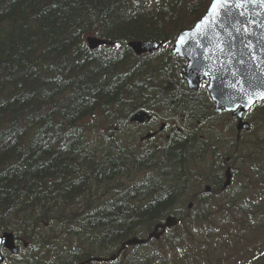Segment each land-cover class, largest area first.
Segmentation results:
<instances>
[{
	"label": "trees",
	"instance_id": "16d2710c",
	"mask_svg": "<svg viewBox=\"0 0 264 264\" xmlns=\"http://www.w3.org/2000/svg\"><path fill=\"white\" fill-rule=\"evenodd\" d=\"M211 1L0 0V234L11 231L20 246L24 239L21 253L30 251L4 255V264H78L113 255L124 239L175 212L179 192L200 182L189 171L176 173V159L185 160L184 148L197 141L194 132H176L159 154L131 152L111 134L141 110H165L183 125L207 120V94L187 89L185 61L171 46ZM90 35L115 45L90 50L84 41ZM130 41L165 48L136 57ZM87 120H103L111 132L102 135L100 158L89 151ZM251 135L241 146L243 160L264 187L258 146L264 140L256 137L251 147ZM192 165L199 173L200 159ZM131 172L146 173L127 185L123 179ZM45 228L48 236L39 241L37 232ZM59 233L62 246L50 240ZM147 261L153 258L142 264ZM247 264H264V255Z\"/></svg>",
	"mask_w": 264,
	"mask_h": 264
},
{
	"label": "rangeland",
	"instance_id": "374dc122",
	"mask_svg": "<svg viewBox=\"0 0 264 264\" xmlns=\"http://www.w3.org/2000/svg\"><path fill=\"white\" fill-rule=\"evenodd\" d=\"M262 114V110L255 108V112H252L249 115V118L253 121L254 126L256 127L253 133L264 137V122L261 121L260 117H255L261 116ZM173 117L174 115L168 114L165 112V110H159L156 116L158 123H156L155 128L159 127L162 123H165L166 125L164 133L174 134L177 132V127H182L176 125L179 117L177 116L176 120H171ZM85 124L88 126L87 135L89 141L87 143L90 145L89 151H96V155L100 158V147L103 145L102 135L108 136V134H111V132L103 120L101 124H96V121L92 122L90 120H87ZM212 125H215L220 131L222 130L223 132L226 129L227 132H225V137L231 138L232 126L227 118L219 117V119H214L212 121ZM222 126L225 128L222 129ZM182 130L184 131L187 129L182 128ZM189 130H187V132H189ZM139 132L140 131L138 128L130 126L123 127L122 131L117 136L114 134L111 135L114 138L118 137L121 144L129 151L133 152L135 149L131 146L132 142H134V146L140 147ZM158 140L159 139H156V142ZM252 140L253 138H251V141ZM211 142H214L213 139ZM143 144L154 146L155 141H144L141 146L145 147ZM105 145H107V143ZM188 147L189 150H187ZM102 150L105 151L106 147L102 146ZM194 152H198L196 145L190 144L184 148L182 152L184 155L182 156H184L183 158H185V160H188L190 159V156L194 155ZM185 160L179 158L176 159V162L179 163V169H176L177 175L182 174L184 171H190L191 173L199 175L200 177L204 176L203 168H198L199 173H196V169L189 170ZM146 172L148 173L149 171ZM146 172H138L137 174H132V172L131 174L128 173L129 175L124 177L123 183L127 185L137 183L143 179ZM233 183V189L226 197L230 199L231 202L218 199L217 197L210 199L209 204L201 205L198 208V210H204L209 215L206 222H196L195 224H192L191 227H188V224H186V226H184L185 229L184 227L180 226L178 230L175 231L184 234L186 229H188L194 233L195 239L191 241V249L186 246L185 248L187 249V252L185 255H192V259L195 263H188L184 260H174V257L178 256V252L176 250L162 254L171 257L174 264H247V258L249 255H251V252L264 248V203L260 200V194L262 193L261 185L258 181L253 180L250 170H248L247 173L243 172L240 178L233 180ZM180 207L181 206L178 205L177 208L180 210ZM195 216L197 217L198 213L194 215V218ZM138 231H136V233L139 234L138 238H140V236H142V232ZM37 233L39 241L41 238H46L48 236L47 228L41 229ZM60 235L61 233L56 234V236L52 237L50 240H54V243L62 246L63 243L59 239ZM231 240L232 242L229 243ZM23 242L24 239H22L20 242V247L22 248ZM164 244V240L155 243L160 252H162ZM113 246H115V243H113ZM110 251L112 253L115 250L110 249ZM138 252H140L139 255H133V253L137 254ZM25 253L26 254L19 251L18 255H30L29 250H25ZM125 254L127 255H124L125 257H123L121 260L126 261V264H140L145 262L142 257L147 258V256L153 255L154 250H151L150 247L136 249L129 248ZM5 255H8V253H5ZM62 259H64V256L60 260ZM11 262L12 264H17L18 260H12Z\"/></svg>",
	"mask_w": 264,
	"mask_h": 264
},
{
	"label": "water",
	"instance_id": "95a60500",
	"mask_svg": "<svg viewBox=\"0 0 264 264\" xmlns=\"http://www.w3.org/2000/svg\"><path fill=\"white\" fill-rule=\"evenodd\" d=\"M212 3L213 1L211 4ZM232 3H241V0H232ZM210 6L208 7L205 15L191 30L181 32L177 36L172 48V54H174L177 58L185 59L187 61L186 67L182 69V77L187 83L189 89L195 91L200 82L208 81L209 85L207 90L210 97L215 102L217 101V95H219L217 93H219V89H221V83H223V79H225L227 67H229V59H231L233 49H235L237 39H239V31H237V29H240L241 31L243 19L247 17V9H245L243 3L239 8L232 7L228 14H222L220 16L218 23L214 25L202 26L198 29L196 26L201 24V21L208 15ZM241 13H243V15H241ZM229 33H231V35H229ZM85 41L91 50H94L101 45L113 46V43L100 40L96 37H87ZM218 42L223 47V52H220L217 49L216 44ZM127 46L136 56H141L143 54H150L160 50L162 43L133 41L129 42ZM223 94H226L227 96H240L241 92L236 93L231 88L227 92H223ZM149 120L150 116L143 111L135 113L130 118L131 123L136 122L140 124ZM244 128H248L247 125H241V123L238 125V130ZM146 138H150V136H147ZM145 242L146 241L144 240L130 239L121 245L119 253L127 246L141 245ZM2 244L12 255H16L18 253V247L14 244V237L12 233L7 232L0 236V246ZM2 261L3 258L0 254V264ZM92 261L107 262L109 259L102 260L94 258Z\"/></svg>",
	"mask_w": 264,
	"mask_h": 264
},
{
	"label": "flooded vegetation",
	"instance_id": "af4514ba",
	"mask_svg": "<svg viewBox=\"0 0 264 264\" xmlns=\"http://www.w3.org/2000/svg\"><path fill=\"white\" fill-rule=\"evenodd\" d=\"M163 125H164V127H163ZM134 127L135 128H138L139 131H140L139 132V139H140V141L142 140V138L144 136H146V135H152V139L155 141V148L154 149H155L156 152L160 151L161 145L164 144L169 139V136L166 135V133H164V131H165V124H161L159 127L155 128L156 127V119L154 117L151 118V121H149L147 123H144L142 125H134ZM155 137H157V138H155ZM156 139H159V140L156 142ZM141 143H140V147L139 146L134 147L135 152L138 153V152H140V151H142L144 149L141 146ZM211 144H212V147L214 149V147H216L219 143L216 142V141H214V142H211ZM190 161L187 163V165H189V168L193 167V169H195V166H193L190 163ZM195 178H196L195 180H197V177L196 176H195ZM202 182H203L202 180H200V182H196L195 181L193 183V186L187 188L185 191H191L194 188L195 189L196 188H200L201 185H202ZM167 231H169V230H166L165 233H167Z\"/></svg>",
	"mask_w": 264,
	"mask_h": 264
},
{
	"label": "snow or ice",
	"instance_id": "6c2138e0",
	"mask_svg": "<svg viewBox=\"0 0 264 264\" xmlns=\"http://www.w3.org/2000/svg\"><path fill=\"white\" fill-rule=\"evenodd\" d=\"M242 3H259L261 6H264V0H241V3L236 4H233L232 0H213V3L209 8L208 15L205 16L204 20L201 21V24L197 25L196 27L199 29L202 26L214 25L218 23L222 14H228L232 7H241ZM241 15H243V13H241ZM237 31H240V29H237ZM243 31L247 33V28H244ZM229 35H231V33H229ZM216 47L220 52L224 51L219 42L216 44ZM246 47L251 48V44H247ZM260 99H264V95H261ZM250 102L252 101L250 100Z\"/></svg>",
	"mask_w": 264,
	"mask_h": 264
},
{
	"label": "bare ground",
	"instance_id": "6f19581e",
	"mask_svg": "<svg viewBox=\"0 0 264 264\" xmlns=\"http://www.w3.org/2000/svg\"><path fill=\"white\" fill-rule=\"evenodd\" d=\"M98 39H100V38H98ZM100 40H103V41H107V42H110V43H113V46L115 45L114 44V42H112V41H108V40H104V39H100ZM87 44V43H86ZM101 46H109V45H101ZM113 46H111V47H113ZM87 47H88V45H87ZM100 47V46H99ZM89 48V47H88ZM98 48V47H97ZM96 48V49H97ZM90 49V48H89ZM91 50V49H90ZM95 50V49H94ZM125 126V125H124ZM91 150V149H90ZM111 150H112V148H111ZM100 153V152H99ZM81 233V232H80ZM80 237V236H79ZM19 251H20V248H18V253L16 254V255H13V256H17L18 254H19Z\"/></svg>",
	"mask_w": 264,
	"mask_h": 264
}]
</instances>
